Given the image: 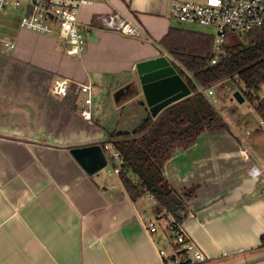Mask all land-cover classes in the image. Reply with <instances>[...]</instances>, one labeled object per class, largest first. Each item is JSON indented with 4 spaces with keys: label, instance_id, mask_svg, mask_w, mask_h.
<instances>
[{
    "label": "crops",
    "instance_id": "0c3cea01",
    "mask_svg": "<svg viewBox=\"0 0 264 264\" xmlns=\"http://www.w3.org/2000/svg\"><path fill=\"white\" fill-rule=\"evenodd\" d=\"M90 1L78 16L80 55L14 23L16 50L0 49V264H164L159 250L169 247L170 233L161 224L158 233L149 231L153 201H133L113 164L87 175L71 150L114 147L111 133H132L151 116L142 91L120 106L115 94L139 82V63L165 57L184 71L163 44L172 30L212 40L214 32L171 19L173 0ZM111 13L136 24L142 37L105 30L99 18ZM64 79L68 96L57 98L53 85ZM84 85L93 87L91 123L81 116ZM249 103L257 115H220L225 128L177 147L163 168L183 200L182 229L207 257L201 264H264V118ZM252 167L261 174L253 177Z\"/></svg>",
    "mask_w": 264,
    "mask_h": 264
},
{
    "label": "trees",
    "instance_id": "16d2710c",
    "mask_svg": "<svg viewBox=\"0 0 264 264\" xmlns=\"http://www.w3.org/2000/svg\"><path fill=\"white\" fill-rule=\"evenodd\" d=\"M230 38L225 57L212 65L214 40L210 36L172 30L163 44L184 68L179 73L192 96L167 108L157 119L148 115L132 133L109 135V142L124 160L120 177L131 199L138 201L148 193L154 195L158 202L155 211L166 210L177 223L183 222L184 204L163 175L166 162L177 147H188L206 129L226 127L217 109L199 89H211L226 79L238 77L245 87L244 98L264 118V100L256 101L252 96L264 84V29L239 36L233 44ZM191 194L187 191L184 197Z\"/></svg>",
    "mask_w": 264,
    "mask_h": 264
},
{
    "label": "built area",
    "instance_id": "2783aa9c",
    "mask_svg": "<svg viewBox=\"0 0 264 264\" xmlns=\"http://www.w3.org/2000/svg\"><path fill=\"white\" fill-rule=\"evenodd\" d=\"M106 1V0H100ZM92 4L90 0H0V49L6 54L17 48V40L10 28L14 23L19 30L56 37L71 56L80 55L85 50V37L80 30L78 16L82 7ZM170 17L184 25H195L214 30L212 65L225 57V46L231 35L244 37L256 29H264V0H173L170 5ZM105 30L116 31L133 38H140L143 31L132 21L120 14L111 13L99 18ZM70 90L68 80H58L53 85V95L66 98ZM80 92L86 95L81 116L92 122L93 87L84 85ZM214 105L218 101L212 90L201 91ZM256 101L264 100V84L258 94L252 93ZM107 161L114 165V173L120 174L124 160L119 151L110 144L104 146ZM253 177L261 174L252 167ZM155 207L158 202L154 195L146 194ZM149 231L158 233L160 224L170 233L168 248L159 250L164 264H201L207 261L202 250L188 237L174 217L166 210H156L154 219L147 222ZM264 242V236H263Z\"/></svg>",
    "mask_w": 264,
    "mask_h": 264
},
{
    "label": "water",
    "instance_id": "95a60500",
    "mask_svg": "<svg viewBox=\"0 0 264 264\" xmlns=\"http://www.w3.org/2000/svg\"><path fill=\"white\" fill-rule=\"evenodd\" d=\"M136 69L139 82L132 81L115 94L119 106L142 91L145 105L152 118L157 119L167 108L192 96L187 83L165 57L139 63ZM234 99L240 104L245 101L239 92L235 94ZM71 154L89 176L102 171L108 164L106 155L98 144L73 148Z\"/></svg>",
    "mask_w": 264,
    "mask_h": 264
},
{
    "label": "rangeland",
    "instance_id": "374dc122",
    "mask_svg": "<svg viewBox=\"0 0 264 264\" xmlns=\"http://www.w3.org/2000/svg\"><path fill=\"white\" fill-rule=\"evenodd\" d=\"M182 27H187L189 29L200 31V32H207V33L214 32L212 28H203L199 26H185V25H182ZM237 39H239L238 35H231L229 42L231 44L236 43ZM212 90L215 93V98L218 100V102L214 104L213 106L217 109V111L223 117L228 118L227 116L229 115H257L248 100H246L243 104H240L234 100V96L236 93L239 92L242 94L243 92H245V87L242 83H240L238 77L226 79L223 82L213 86ZM100 107L102 109L104 108V110H107V113H109L108 112L109 105L100 103ZM129 109H130V104L126 105L124 112L127 113ZM117 111H119L118 113L120 114V112L122 111V108H120L119 110L117 109ZM144 115L147 117L146 114ZM110 155L111 154L109 153V156ZM112 164L113 163L110 162V164L103 171L111 170Z\"/></svg>",
    "mask_w": 264,
    "mask_h": 264
},
{
    "label": "snow or ice",
    "instance_id": "6c2138e0",
    "mask_svg": "<svg viewBox=\"0 0 264 264\" xmlns=\"http://www.w3.org/2000/svg\"><path fill=\"white\" fill-rule=\"evenodd\" d=\"M213 2H216V0H213Z\"/></svg>",
    "mask_w": 264,
    "mask_h": 264
}]
</instances>
